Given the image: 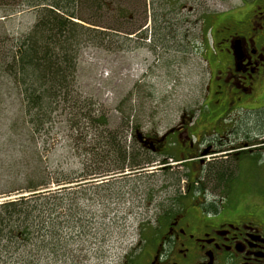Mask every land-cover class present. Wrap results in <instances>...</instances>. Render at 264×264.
Returning <instances> with one entry per match:
<instances>
[{
  "label": "rangeland",
  "instance_id": "obj_1",
  "mask_svg": "<svg viewBox=\"0 0 264 264\" xmlns=\"http://www.w3.org/2000/svg\"><path fill=\"white\" fill-rule=\"evenodd\" d=\"M36 1L0 0V205L20 204L13 219L1 225L0 264H123L156 209L182 200L188 170L197 171L189 163H176L178 147L158 156L137 140L136 132L170 133L184 111L201 104L207 78L192 22L199 13L227 8L236 0L161 6L157 0H118L111 12L83 13L95 25L77 20L92 32L78 38L75 68L66 73L69 79L53 105L52 120L23 138L9 128L21 106L8 83V67L13 42L28 35L39 17ZM119 8L126 12L120 20ZM162 21L177 25L175 32L165 31L174 38L152 44ZM161 157L167 159V170ZM132 160L148 164L115 171L121 161ZM239 160L231 186L244 202L251 197L248 186L258 179H252L256 172L245 162L248 158ZM42 179L45 184L29 189L31 181ZM18 208L30 211L32 218L15 219ZM18 224L27 227L26 235L9 232Z\"/></svg>",
  "mask_w": 264,
  "mask_h": 264
},
{
  "label": "flooded vegetation",
  "instance_id": "obj_2",
  "mask_svg": "<svg viewBox=\"0 0 264 264\" xmlns=\"http://www.w3.org/2000/svg\"><path fill=\"white\" fill-rule=\"evenodd\" d=\"M198 15L192 24L207 78L202 102L184 111L172 132L142 140L158 156L178 147L176 163L197 171L188 170L182 200L156 209L123 264H264V0ZM244 157L258 183L240 202L231 182Z\"/></svg>",
  "mask_w": 264,
  "mask_h": 264
},
{
  "label": "trees",
  "instance_id": "obj_3",
  "mask_svg": "<svg viewBox=\"0 0 264 264\" xmlns=\"http://www.w3.org/2000/svg\"><path fill=\"white\" fill-rule=\"evenodd\" d=\"M115 1L118 0H38L34 3L33 6H41L38 10L39 17L28 35L13 42V44L16 42L14 46L16 50L10 57L11 65L8 67V72L12 75L8 83L15 90L21 106L16 113L22 114L20 122V117L16 113L13 116L9 124L11 132H18V137L24 138L30 132H37L43 125L51 122L53 105L63 96L60 95L61 89L69 79L66 73L69 70L73 72L75 68L78 38L92 32L89 27L79 25L77 20L87 22V25L94 27L93 22L83 18V13L94 14L103 10L111 12ZM115 11L118 12L116 15L118 20L125 16L126 12L122 14V8ZM125 18L128 20L129 16L126 14ZM159 29V38L155 37L156 31H153L152 44L174 38L165 33V31L169 32L167 26L159 25ZM94 33L105 35L104 31H94ZM2 64L1 61L0 68L3 67ZM64 97H62L63 101L68 99L67 96ZM146 164L148 162L133 161L123 165L121 161L115 171L122 173L126 168L130 171L140 170L144 169ZM43 180L38 184L31 181L29 189L36 190L37 187L46 183ZM18 205L20 204L16 202L0 205V232L3 230L1 225L4 219L10 222ZM15 214V219H19L22 215L23 221L32 218L30 211H22L19 208ZM26 231H28L27 227L22 224L9 229V232H13L14 235L19 232L21 235H26Z\"/></svg>",
  "mask_w": 264,
  "mask_h": 264
},
{
  "label": "water",
  "instance_id": "obj_4",
  "mask_svg": "<svg viewBox=\"0 0 264 264\" xmlns=\"http://www.w3.org/2000/svg\"><path fill=\"white\" fill-rule=\"evenodd\" d=\"M136 138H137L138 141H141V142L143 140V138H142V136L140 134H137V137ZM144 145L147 146V143H145Z\"/></svg>",
  "mask_w": 264,
  "mask_h": 264
}]
</instances>
